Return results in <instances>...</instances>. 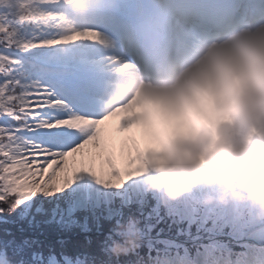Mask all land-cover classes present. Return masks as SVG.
<instances>
[{
    "label": "clouds",
    "instance_id": "9594fccd",
    "mask_svg": "<svg viewBox=\"0 0 264 264\" xmlns=\"http://www.w3.org/2000/svg\"><path fill=\"white\" fill-rule=\"evenodd\" d=\"M98 0H72L63 12L78 26L91 22ZM179 15L160 10L123 34L120 60L110 68L102 111L122 106L134 147L128 166L164 202L200 190L202 203L232 204L264 221V7L237 0L211 21L191 0ZM112 252L138 247L139 229H118Z\"/></svg>",
    "mask_w": 264,
    "mask_h": 264
},
{
    "label": "snow or ice",
    "instance_id": "6c2138e0",
    "mask_svg": "<svg viewBox=\"0 0 264 264\" xmlns=\"http://www.w3.org/2000/svg\"><path fill=\"white\" fill-rule=\"evenodd\" d=\"M71 2L0 0V213L23 211L38 194H67L82 176L112 212L108 201L134 180L131 118L122 106L101 110L123 34L107 21H66ZM6 247L0 264H13Z\"/></svg>",
    "mask_w": 264,
    "mask_h": 264
},
{
    "label": "trees",
    "instance_id": "16d2710c",
    "mask_svg": "<svg viewBox=\"0 0 264 264\" xmlns=\"http://www.w3.org/2000/svg\"><path fill=\"white\" fill-rule=\"evenodd\" d=\"M188 197L190 201L192 196L188 194ZM196 197L191 201L198 207L192 222L185 216L179 217L178 212H168L167 205L151 192L147 193L143 205L126 202L118 196L114 203L116 211L110 217L105 211L94 214L88 209L77 210L68 217L65 214L66 197L39 198L30 210L21 207L23 211L0 213V242L7 240L5 255L12 259L13 264H50L52 260L65 263L67 258L81 259L84 264H154L170 252L162 241L149 243L148 237L182 241L176 250L182 252V247H185L194 255L205 243V240L192 239L197 230H201L199 219L205 209L202 193ZM37 205H41V211L35 209ZM53 209L57 210V214L52 213ZM220 209L219 206L211 208L204 225L212 228L211 221ZM129 221L139 229L138 247L116 255L111 250L112 245L124 239L118 229ZM228 229L227 226L222 228L223 238L229 236ZM202 235L205 238L206 232L203 231ZM229 238V245L233 246V251H237L235 241Z\"/></svg>",
    "mask_w": 264,
    "mask_h": 264
},
{
    "label": "rangeland",
    "instance_id": "374dc122",
    "mask_svg": "<svg viewBox=\"0 0 264 264\" xmlns=\"http://www.w3.org/2000/svg\"><path fill=\"white\" fill-rule=\"evenodd\" d=\"M154 1L157 2V0ZM111 2L113 4H116L117 7L121 4L120 0H111ZM173 2L174 4H177L178 0H173ZM160 3L162 7L166 6L164 0ZM166 7L168 8L169 6L167 5ZM109 124L113 128L114 135L119 138V136H121L122 134L115 131L116 120L110 121ZM248 136L249 138L253 136H264V123H256L251 125L248 129ZM42 175H44L46 179V174ZM142 181L143 177L134 178V180L130 181L129 185L126 186V191L117 194L115 198L120 196L126 202L133 201L138 203L139 205H143L146 202L147 193L151 192L162 203H165L167 205L168 212H178L179 217L185 216L186 218H188V221L192 222V219L194 218L198 207L194 206L191 201L195 200V198H197L196 196H198L199 194L201 195L200 190H194L193 192L188 193L192 196V199L190 201L188 194H185L178 200L164 202L159 193L146 190V187ZM96 187L97 186L95 185V182L90 177L82 176L75 181L71 189L67 190V194L58 193L55 196H44L42 194H38L36 197L32 198V202L26 205H22L21 207L25 208L26 210H30L35 200L39 198H55L56 196L60 195L68 199L65 209V214L68 217L71 216L75 211L81 209H88L95 214V212L101 211L98 203V198L96 196ZM115 198L108 201V207L114 209V211L109 212L107 208L104 210L109 217L112 216L116 211L114 207ZM179 206L180 208L179 210H177V207ZM204 206L205 209L202 211V215L199 219V228H201V230H197V234L192 236L193 240H205V243H203L201 249L197 250L194 255H191L188 249L185 247H182V252L176 250V247H178V243H183L182 241H178L174 238L168 237H148L147 241L149 243L152 241H162L167 251L170 252L168 254L164 253L165 255H163L160 260L156 261V264H264V228L255 230L256 228L263 227V225H257L262 221L256 220L254 216L249 215L246 211H242L238 206H234L232 204L222 205L214 202L211 204L204 203ZM214 206H219L221 209L211 221L213 227L209 228L207 225H204V221L207 220V216L210 214V209ZM35 209L41 211L42 207L41 205H37ZM52 213L54 215L57 214V210L53 209ZM226 223L229 224V232L231 236L241 238L240 242H242V245H237L240 248L238 253H234L232 249L227 246V242H222L216 237L222 230V228L226 226ZM150 229L151 226L147 228L146 231L148 232ZM203 231L206 232L205 238L202 235ZM187 232L188 231H185L186 235L188 234ZM247 241L251 243H245ZM52 264L62 263L52 261ZM65 264L84 263L82 262V260H66Z\"/></svg>",
    "mask_w": 264,
    "mask_h": 264
},
{
    "label": "bare ground",
    "instance_id": "6f19581e",
    "mask_svg": "<svg viewBox=\"0 0 264 264\" xmlns=\"http://www.w3.org/2000/svg\"><path fill=\"white\" fill-rule=\"evenodd\" d=\"M120 1L121 4L117 7L111 2V0H98L94 11L90 13L91 17L97 21H107L120 33L125 34L133 30L138 24L145 21L150 16H153L156 12L164 10V7H162L160 3L163 0H157V2L154 0ZM164 2L166 6H169L171 11L175 10L173 7L174 5L169 4L172 2L171 0H164ZM191 3L193 5V9L202 14L201 18L203 20L211 21L220 9L232 8L237 3V0H191ZM252 3L253 6H255L256 3H260L261 6L264 7V0H252ZM118 10L123 11V19L119 18L117 14ZM177 10V15H179L182 11H187V9L178 8ZM46 179H48L47 174Z\"/></svg>",
    "mask_w": 264,
    "mask_h": 264
}]
</instances>
